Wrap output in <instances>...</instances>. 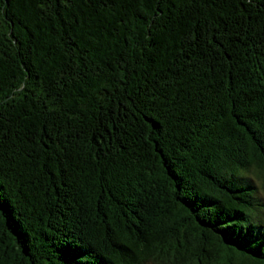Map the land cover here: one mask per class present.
Masks as SVG:
<instances>
[{"label": "trees", "instance_id": "16d2710c", "mask_svg": "<svg viewBox=\"0 0 264 264\" xmlns=\"http://www.w3.org/2000/svg\"><path fill=\"white\" fill-rule=\"evenodd\" d=\"M264 0H0V264H264Z\"/></svg>", "mask_w": 264, "mask_h": 264}, {"label": "rangeland", "instance_id": "374dc122", "mask_svg": "<svg viewBox=\"0 0 264 264\" xmlns=\"http://www.w3.org/2000/svg\"><path fill=\"white\" fill-rule=\"evenodd\" d=\"M254 177L255 182L259 185L260 188V193L261 195L264 197V177L261 176H257L256 174H252Z\"/></svg>", "mask_w": 264, "mask_h": 264}]
</instances>
